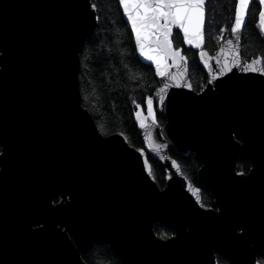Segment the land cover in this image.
Wrapping results in <instances>:
<instances>
[{"label":"water","instance_id":"obj_1","mask_svg":"<svg viewBox=\"0 0 264 264\" xmlns=\"http://www.w3.org/2000/svg\"><path fill=\"white\" fill-rule=\"evenodd\" d=\"M207 2L200 46L183 37L208 75L199 92L173 40L183 30L173 26L172 52L157 68L148 59L155 38L142 50L120 4L138 55L159 79L152 104L134 114L144 141L135 147L123 132L104 135L83 105L81 52L100 22L92 0H0V264H89L84 257L97 242L120 264H220L219 256L263 264L264 74L244 68L263 67V59L245 62L242 44L252 4L261 13L264 3L250 0L241 29L211 54ZM171 150L200 158L198 184ZM150 156L165 170L164 187ZM245 160L248 172L239 169ZM241 173L251 180L238 183ZM203 188L214 206L203 203ZM239 219L250 226L247 239H233ZM159 223L175 233L162 239Z\"/></svg>","mask_w":264,"mask_h":264},{"label":"trees","instance_id":"obj_2","mask_svg":"<svg viewBox=\"0 0 264 264\" xmlns=\"http://www.w3.org/2000/svg\"><path fill=\"white\" fill-rule=\"evenodd\" d=\"M98 9L100 22L95 33L89 37L81 52L80 85L83 105L95 118L104 135L123 132L135 147L144 146V141L135 121V112L146 108L149 98L159 86V79L151 64L138 55L134 36L126 21L119 0H92ZM237 0H208L206 24V49L215 54L220 43L222 30L231 32ZM260 5L254 2L248 15L242 44V58L245 62L262 57L264 67V28L259 21ZM179 33V34H178ZM177 48H183L190 62L191 80L196 91H201L208 81V75L200 63L198 52L185 46L181 33L174 35ZM159 123L166 118L158 115ZM170 154L181 164L184 174L198 184V172L202 165L195 153ZM155 177L161 187L165 186V170L162 164L150 156ZM251 164L240 161L239 169L248 172ZM203 203L214 206L211 193L203 188ZM160 237H170L175 230L163 223L155 227ZM264 264V253L259 255ZM89 264H120L115 251L104 242L94 244L84 257ZM220 264H232L219 256Z\"/></svg>","mask_w":264,"mask_h":264},{"label":"snow or ice","instance_id":"obj_3","mask_svg":"<svg viewBox=\"0 0 264 264\" xmlns=\"http://www.w3.org/2000/svg\"><path fill=\"white\" fill-rule=\"evenodd\" d=\"M120 4L125 8L127 15L129 16L133 29L136 32L138 41H140V48H145V40L149 37H153L156 40V47L153 50V54L148 56L149 60H155L157 68H160L162 63V55L167 56L169 52H172V44L170 39V33L173 26H178L183 30V37H187V42L191 45L196 44L200 46L201 41L204 39L202 35V26L204 24V5L205 0H119ZM254 2V0H252ZM264 3V0H261ZM250 0H237L238 9L235 13V23L231 31L236 33L241 29L244 17L247 14L246 10H249ZM260 19L264 21V12H261ZM164 21V23H161ZM179 34V33H178ZM174 39V37H173ZM231 43V41H229ZM162 54V55H161ZM175 54V53H173ZM260 63L255 61L252 64L244 65L245 70L250 72H260L264 74V67H257ZM228 71H231L229 68ZM160 75H165V71L161 69ZM191 87V85H189ZM204 97H201L203 100ZM163 101L161 100V103ZM148 104H152V99L149 98ZM229 131L233 134L239 132L236 128H231ZM237 145H234V147ZM247 144L245 143L244 147ZM243 150V148H241ZM253 175V173H252ZM240 180L238 183H244L251 180L252 176L245 178L244 174H240ZM224 206L221 204L217 211L220 216L225 215L221 209ZM249 224L242 220H236L231 224V231L234 233L233 239L244 238L247 239L249 233ZM239 229V234H237ZM182 238V236L180 237ZM162 239H168V237H162ZM177 238L171 239L172 243L177 242ZM163 247H169L171 245L165 244Z\"/></svg>","mask_w":264,"mask_h":264},{"label":"rangeland","instance_id":"obj_4","mask_svg":"<svg viewBox=\"0 0 264 264\" xmlns=\"http://www.w3.org/2000/svg\"><path fill=\"white\" fill-rule=\"evenodd\" d=\"M234 17H235V15H234ZM234 22V21H233ZM231 29H232V27H231ZM230 35H231V32L230 33H227V31H225V30H222V33H221V35H219V38H218V42L220 43V44H222L228 37H230ZM258 58V57H257ZM252 59H256V57L255 58H252ZM251 59V60H252ZM245 161H247V160H245ZM249 162V161H248ZM250 164H251V162H249ZM251 168V167H250ZM250 170V169H249ZM224 257V256H223Z\"/></svg>","mask_w":264,"mask_h":264}]
</instances>
